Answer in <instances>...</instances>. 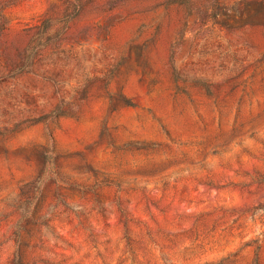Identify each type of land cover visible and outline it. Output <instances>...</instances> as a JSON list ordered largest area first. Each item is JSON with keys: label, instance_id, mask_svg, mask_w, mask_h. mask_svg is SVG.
<instances>
[{"label": "rangeland", "instance_id": "rangeland-1", "mask_svg": "<svg viewBox=\"0 0 264 264\" xmlns=\"http://www.w3.org/2000/svg\"><path fill=\"white\" fill-rule=\"evenodd\" d=\"M0 264H264V0H0Z\"/></svg>", "mask_w": 264, "mask_h": 264}]
</instances>
